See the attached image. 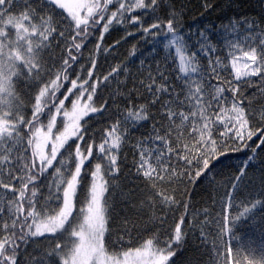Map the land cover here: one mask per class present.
<instances>
[{"label": "snow or ice", "instance_id": "1", "mask_svg": "<svg viewBox=\"0 0 264 264\" xmlns=\"http://www.w3.org/2000/svg\"><path fill=\"white\" fill-rule=\"evenodd\" d=\"M181 18L169 0H0V264H175L189 233L197 232L207 264H264V247H233L224 239H239L237 222L264 209L262 191L231 212L249 166L264 163V23L233 18L218 34L221 44L211 28L182 31ZM119 28L123 40L137 32L164 37L157 43L166 54L157 61V47L150 49L155 66L130 91L118 79H128L127 67L97 75L99 55L121 42L105 48V35ZM129 55H136L135 45ZM112 82L104 100L99 90ZM140 89L144 103L133 99ZM117 98H125L124 107ZM106 113L97 141L89 124ZM146 121L150 130L132 143V131ZM230 141L237 147L230 149ZM125 147L150 189L138 211L145 205L171 211L180 203L178 183H215L212 169L229 150L251 154L229 181L218 217L184 202L164 240L125 246L123 236L109 239ZM123 225L127 235L135 221L125 216Z\"/></svg>", "mask_w": 264, "mask_h": 264}, {"label": "trees", "instance_id": "2", "mask_svg": "<svg viewBox=\"0 0 264 264\" xmlns=\"http://www.w3.org/2000/svg\"><path fill=\"white\" fill-rule=\"evenodd\" d=\"M169 8H174L181 14V30L188 32L189 30L195 32L200 28H211L213 32V40L219 43L218 34L223 31L224 26L228 25L233 18H245L248 20H256L258 23H264V0H169ZM164 13H161L163 15ZM135 31L134 29H129ZM98 35V33H97ZM126 35L123 28L114 29L110 34L105 35L103 47L108 48L120 40V44L116 45L115 49L108 53H101L98 57L99 71L97 75L107 74L111 67L122 65L129 70V77L121 75L118 79L124 81L121 90L130 91L134 86L139 85V79L146 75L149 65L154 67L152 57L149 56L150 49L156 46L158 55L155 57L157 61L161 60L166 54L163 50L162 43L164 37L143 36L137 32L135 36H129L126 40L122 37ZM136 46V55L130 56L129 53ZM94 43L88 45V50H92ZM223 57L224 51L218 53ZM85 59L82 61L87 65L88 51H85ZM146 59V63L141 65L139 61ZM126 86V87H125ZM116 87L115 82L105 89L101 86L99 96L104 100H108L110 94ZM255 89H247V94L250 96ZM133 99L137 103H144L147 99L143 89L135 93ZM101 102L98 100V103ZM116 103L120 107H124L125 98H117ZM116 105H113L112 111L115 110ZM155 112V108L152 109ZM108 114L103 118L97 116L90 121L89 126L93 133H96V139L99 141V131L105 127V120ZM150 130V121L144 122V126L134 129L131 133L132 143L142 134H147ZM217 138L219 139L218 133ZM71 142V141H70ZM237 147L236 144L229 142V148ZM249 149L241 151L229 150L227 154L220 158L218 163L212 169V175L215 176V183H210L207 178H203V182L197 181L195 185L186 182L178 183V188L174 195L180 203L175 205L171 211L164 209L161 211L159 207L148 208L144 206L143 211H138L141 200H146L150 189L142 177H138L134 168V153L131 147H125L121 154L120 167L121 175L114 198V211L110 219L109 239L115 242L118 237L123 236L121 244L125 246H138L144 240L152 237L164 240L169 234L171 228L174 226L179 216L184 212L183 203L188 202L193 209L203 210L207 208L211 213L210 219L218 217L224 210V204L227 202L226 193L229 191L231 185L229 181L238 174L243 161L250 155ZM260 158H264V152L259 153ZM95 162V161H94ZM93 162V163H94ZM264 176V163L258 159L251 164L247 169V174L240 182L239 187L233 194L235 199L232 201L231 212L236 215L242 209V205L249 197L256 198L262 191H264V184L261 183V177ZM124 192V196H120V191ZM132 192L133 196L131 202L128 201V193ZM82 199V197H81ZM132 205H136L134 208ZM127 216L135 221V226L129 225L127 227V235L125 234V227L123 225L124 217ZM157 216H166V223L161 224ZM208 230L215 235V225L210 224ZM199 233L196 235L189 233L186 243L182 250L177 252L173 257L175 264H207V256L202 254V249L198 247ZM234 236H225L224 239L231 243L233 247L243 243L251 245L257 250L264 247V209H258L255 219L244 222H237L234 228ZM119 246V245H117Z\"/></svg>", "mask_w": 264, "mask_h": 264}]
</instances>
